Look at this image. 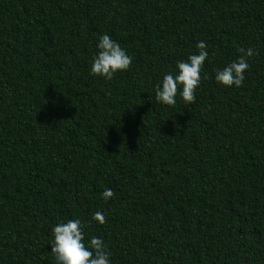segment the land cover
<instances>
[{
    "label": "trees",
    "instance_id": "16d2710c",
    "mask_svg": "<svg viewBox=\"0 0 264 264\" xmlns=\"http://www.w3.org/2000/svg\"><path fill=\"white\" fill-rule=\"evenodd\" d=\"M104 34L132 58L110 81ZM200 41L195 103H158ZM77 218L110 264H264V0H0V264H56Z\"/></svg>",
    "mask_w": 264,
    "mask_h": 264
},
{
    "label": "clouds",
    "instance_id": "9594fccd",
    "mask_svg": "<svg viewBox=\"0 0 264 264\" xmlns=\"http://www.w3.org/2000/svg\"><path fill=\"white\" fill-rule=\"evenodd\" d=\"M198 54L190 55L185 62H177L178 74L168 73L163 77L162 83L155 88V99L158 103L167 106H175L176 96L179 91L183 102L192 105L196 101L195 92L201 81V71L204 62L208 58L207 45L200 41L196 45ZM98 53L94 55L90 74L110 81L117 72L128 71L132 58L126 54L120 44L108 34L100 36ZM239 58L228 64L222 70H217L215 80L226 87L243 85L244 73L249 69L248 59L257 54L254 48H239ZM207 79V76L204 77ZM115 193L106 188L102 193L105 201L113 198ZM103 225L106 223L105 215L97 211L91 221ZM85 225L80 219H71L66 223L61 222L53 229L54 239L51 241V253L55 257L56 264H110L111 253L101 238L93 236L88 244H85Z\"/></svg>",
    "mask_w": 264,
    "mask_h": 264
}]
</instances>
